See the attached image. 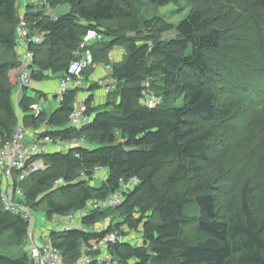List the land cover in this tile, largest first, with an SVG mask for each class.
<instances>
[{
    "label": "trees",
    "instance_id": "16d2710c",
    "mask_svg": "<svg viewBox=\"0 0 264 264\" xmlns=\"http://www.w3.org/2000/svg\"><path fill=\"white\" fill-rule=\"evenodd\" d=\"M175 1L45 0L43 6H21L18 0H0V55L15 58V30L23 10L29 32L41 34V42L29 46L32 82L63 76L88 30L104 37L91 46L94 64L100 53L124 49L121 61L105 63L114 83L103 105L92 107V93L100 86L89 84L84 100L91 116L87 125H69L77 88L67 90L49 113L43 109L32 114V105L42 96H27V88L18 102L23 124L35 132L36 140H83L65 151L41 155L45 168L19 185L22 196L17 200L30 209L44 207L47 219L79 216V227L50 229L47 235L60 252L61 264H81L82 248L111 231L122 237L108 249L117 264H264V133L260 142L243 151L230 143L218 146V138L232 134L228 122L234 112L219 104L218 89L226 78L235 77L240 85L246 81L244 74L252 66L247 28L258 31V48H264V0H195L198 8L177 26L158 18L147 21L145 27H156L159 35L176 31L175 38L165 41L139 43L104 25L126 20L129 31L137 33L136 4L158 8ZM63 4L67 12L53 20L48 9ZM21 68L16 60L0 62L1 141L11 136L18 120L13 94ZM91 70L93 66L80 77L86 80ZM145 82L158 101L151 108L143 103ZM159 96L164 101L181 99L182 104H160ZM258 103L264 104V97ZM243 152L233 169L218 167L231 154ZM167 163L173 166L158 182ZM98 168L106 176L95 186ZM131 180L134 186L124 191L121 181L126 185ZM116 192L120 204L82 213L89 203ZM219 197L225 201L220 208ZM192 208L196 214L188 213ZM113 214L119 220L107 228L88 229ZM28 228L27 220L5 211L0 201V238L9 235L13 245L23 246ZM132 231L140 235L139 244L125 238ZM0 264L34 263L23 251L16 257L0 253Z\"/></svg>",
    "mask_w": 264,
    "mask_h": 264
},
{
    "label": "rangeland",
    "instance_id": "374dc122",
    "mask_svg": "<svg viewBox=\"0 0 264 264\" xmlns=\"http://www.w3.org/2000/svg\"><path fill=\"white\" fill-rule=\"evenodd\" d=\"M22 3V0H18V2ZM27 3H31V0H27ZM23 4V3H22ZM36 5H39L36 3ZM137 15L139 18V31L137 33H132L129 31L128 22L126 20H115L112 22L104 23L105 26L114 28L116 30H119L120 32H124L129 36H132L139 40V43H143L145 40L149 39H157L161 41L169 40L172 38H175L177 36V33L175 30L169 31L167 33L163 34H157L154 30H148L145 27V23L147 21L151 20L152 18H158L162 22H166L168 24H172L174 26H177L181 20L185 18V16L188 14L190 10L196 9L197 2L195 0H177L172 4H169L164 7H152L147 5L146 3H139L135 5ZM49 13H56V14H64L67 12V5H59L56 8L48 9ZM8 28V27H7ZM4 29V28H3ZM246 41L248 43L249 49H250V56L251 59V69L249 68V71L246 72L244 75L246 77V81H241L244 85L238 84V79L235 77L232 78H226V80L222 81V86L218 89L219 92V104L224 105L226 107H229L233 109V115L228 122V128L231 131L232 134L227 139L224 138H218V146L220 147L223 143H230V145L234 148V150L239 151L240 148H243L242 151L250 145H253L255 142H260L262 139V135L264 133V104H259L258 102L264 97V48H258L259 44V35L258 31L255 29H246ZM114 49L110 52L106 53H100L97 57V61L93 66L102 65L106 66V62L114 63L119 62L121 60H117L116 56L115 58H112ZM25 56V55H24ZM24 58V57H22ZM119 59H122L121 56ZM14 61L16 60L18 62L17 56L15 55V58L13 56L3 54L0 55V62H6V61ZM32 60V59H31ZM31 64V62H30ZM21 67L22 64L20 63ZM23 68V67H22ZM16 76V82L18 87L19 82V76L20 72ZM94 70H91L87 75L90 76L93 73ZM13 72L9 73V78L12 80L13 78ZM51 77V75L47 76V80ZM87 78V77H86ZM80 79H84V77H81ZM88 81V78L86 79ZM102 85H104V81H102ZM37 83L32 82L31 86H29L25 93L27 96L35 97L36 96V88ZM244 86V87H243ZM243 88V89H242ZM18 88L15 89L14 92H17ZM58 98H56L52 103L50 102H44L42 103L43 109L49 113L53 111L58 103ZM160 104H165L167 106H175L179 107L182 104V100L179 99L177 101H164L161 96H159ZM13 107L16 111V115L18 119H20L23 123L22 116L18 109L17 100L14 97L13 94ZM24 125V124H23ZM25 127V126H24ZM26 129V127H25ZM27 130V129H26ZM31 132V131H30ZM32 138L25 134L24 138V144H30L32 143ZM36 139V136H34V140ZM243 153L241 154H231L230 157L223 163L219 164L218 167L222 170L227 168H234L238 165L239 161H241V158L243 157ZM172 163L166 164V169L164 173L159 177L158 182H161L163 179L165 173L172 168ZM96 180L94 181L95 186H99L101 183V180H103L106 176V171L99 170L96 172ZM135 182L129 184L128 187L124 189V191L130 190L134 186ZM19 199V198H18ZM19 202V201H17ZM20 203V202H19ZM225 203L224 199L219 197L217 198V206L220 208ZM44 207H39L35 209H31L32 213V220L29 222V228L28 231L33 234L34 236V242L36 246H41L44 242V234L49 233L50 229L58 230L59 226L62 225V223L65 221V217H61L59 219L54 220L47 219L44 215ZM189 214H196L195 208L190 209L188 211ZM119 216L113 214L108 215L104 218V220L97 226L93 228H88L91 231L99 232L105 228L108 227L110 222L119 220ZM79 219V216H75L74 220L70 222V227L72 226H80L77 223V220ZM79 221V220H78ZM186 232L188 230H185ZM122 238V237H121ZM129 240H131L132 243L139 244L141 242L140 235L136 234L135 232H129L128 237H125ZM122 241V239H121ZM30 249V244L27 242L23 243V246H15L12 243V239L9 237V235L1 237L0 238V253H4L6 255H9L10 257H16L21 255L23 251L28 252Z\"/></svg>",
    "mask_w": 264,
    "mask_h": 264
},
{
    "label": "built area",
    "instance_id": "2783aa9c",
    "mask_svg": "<svg viewBox=\"0 0 264 264\" xmlns=\"http://www.w3.org/2000/svg\"><path fill=\"white\" fill-rule=\"evenodd\" d=\"M38 4L43 6L45 0L40 1ZM25 5L26 4H24V6ZM24 13L23 10L19 14L15 30V53L18 62L21 63L23 67L19 76L18 91L14 92L17 104L20 100L19 93L32 84L29 69L32 53L29 50V46L31 44L40 43L42 40L41 34H31L29 32L26 26ZM50 16L53 20L56 19L55 14L51 13ZM103 40V35L97 30L91 29L84 34L77 51L74 52V59L69 63L66 73L59 79L57 86L59 99L67 90L73 88V82L81 76L84 70L94 65L91 46L95 43L102 42ZM117 50L123 55V48L120 47L117 48ZM106 70L110 72L111 67L107 65ZM113 83L114 80L110 78L104 82L103 89L105 95L112 90ZM144 88L143 103L149 108L156 106L158 101L153 92L149 89V84L147 82L144 83ZM42 102L43 100L41 99L39 102L32 105V114L38 115L42 112ZM90 121L91 116L86 114L84 101L78 102L70 115L69 125L74 128H80L81 126L90 123ZM25 134L26 129L22 121L18 119L11 136L5 141H1L0 139V201L5 211L20 214L24 220L30 222L32 220L31 209L24 206L22 203L17 202V199L22 196V190L19 185L31 174L45 168V164L40 156L47 153L49 147L55 146L57 150L65 151L70 147L83 144V140L53 142L49 138H46L44 140H34L30 144H24ZM99 170L101 171L102 169L98 168L96 172ZM133 181L135 182V180H131L126 185L121 181L123 189L128 187ZM121 200L120 193L116 192L103 201L89 203L82 213L86 214L92 210L115 207L121 203ZM56 219L59 218L55 217L54 220ZM73 220V215L70 214L66 216L65 221L59 226V230L68 229L70 227V222ZM121 239L122 238L118 232L111 231L107 233L105 239L91 243L89 248H82L80 263L92 264L95 262L96 264H117L108 249L110 244L121 241ZM28 244H30L28 254L34 264H61L60 252L50 244L48 236L44 238V242L41 246H36L34 236L29 232Z\"/></svg>",
    "mask_w": 264,
    "mask_h": 264
},
{
    "label": "crops",
    "instance_id": "0c3cea01",
    "mask_svg": "<svg viewBox=\"0 0 264 264\" xmlns=\"http://www.w3.org/2000/svg\"><path fill=\"white\" fill-rule=\"evenodd\" d=\"M40 1H43V0H31V3L36 4V3H39ZM27 2H28L27 0H22V3H23L22 4L19 1L21 6H24V4H27ZM53 14L61 15V14H56V13H53ZM113 53L114 54H113L112 58H115V56H116L118 61L121 60L119 58H120V56L122 58V55L118 52L117 48L114 49ZM114 63H116L115 60H114ZM106 66L105 67L102 65L93 66L94 71L88 77V81L84 80V79H80L81 77H79L78 79H76L73 82V89L74 88L78 89V92L76 94V104L78 102L84 101L87 98V96L89 95L87 90L89 88L90 83H97L100 86L99 89L95 90L92 93L93 94L92 107L101 106L105 103L106 95L104 93L102 81L105 82L107 79L109 80V78H110L109 77L110 72L106 70ZM60 77H61V75H51V77L48 80L45 79V80L37 83V86L35 88L36 95L41 94V96H42L41 99L43 100L42 103H44V102L46 103V102H50V101L52 103L56 98H58V100H59V96L57 94V92H58L57 86H58V82H59ZM22 95H23V91H21L19 93V97L21 98ZM58 104H59V101L57 103V106H58ZM57 106H56V108H57ZM26 134H28L32 138L31 140L34 141L35 132H33V131L30 132L29 130H26ZM48 151L49 152L50 151H57V149L55 146H53V147H49ZM47 235H48V233H45L43 235L44 236L43 238H45Z\"/></svg>",
    "mask_w": 264,
    "mask_h": 264
}]
</instances>
